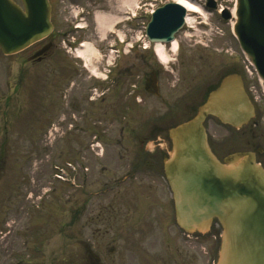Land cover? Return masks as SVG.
Returning <instances> with one entry per match:
<instances>
[{
	"label": "flooded vegetation",
	"instance_id": "af4514ba",
	"mask_svg": "<svg viewBox=\"0 0 264 264\" xmlns=\"http://www.w3.org/2000/svg\"><path fill=\"white\" fill-rule=\"evenodd\" d=\"M102 3L104 13L114 14V28L118 32L126 28L132 40L135 22L124 23L121 9L109 6L107 1ZM57 41L54 31L13 55L19 67L6 65L0 75V118L17 113L14 100L18 97L23 109L19 112L21 116L36 113L40 117L52 116L54 120L59 114L58 94L65 87L69 127L53 137L50 148L69 150L68 162L72 165L79 159L90 162L92 157L99 165L90 170L91 175L84 176L85 192L79 193V198L73 188L68 193L67 256L59 261L57 215L52 216L51 224L36 230L29 224L23 225L17 216L18 223L13 228L0 230L5 232L0 251L13 252L12 257L0 264L5 261L7 264H202L201 237L187 235L174 223L170 192L161 175L162 161L170 149L165 130L171 112L167 109L168 113L162 117L137 124L131 119L130 110H136L134 102L138 95L133 99L132 95L125 97L126 101L122 96L121 83L139 89L140 82L150 96L154 91L152 85L156 84L160 98V77L168 74L161 72L150 50L137 46L131 45L125 51L122 47L116 49L117 61L106 72V47L100 49L98 63L87 64L71 59L58 48ZM183 50L179 49L176 55L185 62ZM165 53L174 54L170 47L165 48ZM197 54L204 53L198 50ZM91 69L107 73L104 78L107 80L91 79L87 74ZM23 73L26 84L22 83ZM161 100L164 102V98ZM77 127L81 137L78 143L74 139ZM255 128L256 131L249 127L253 139L246 144L264 167V127L257 124ZM47 131L36 135V147H49L44 143ZM22 135L33 139L29 133ZM114 158L117 159L112 161ZM22 199H26V193ZM11 200L7 203L11 207L4 209L6 217L23 210L14 198ZM43 248L48 249L46 253Z\"/></svg>",
	"mask_w": 264,
	"mask_h": 264
},
{
	"label": "water",
	"instance_id": "95a60500",
	"mask_svg": "<svg viewBox=\"0 0 264 264\" xmlns=\"http://www.w3.org/2000/svg\"><path fill=\"white\" fill-rule=\"evenodd\" d=\"M22 3L25 12L10 0H0V48L5 54L21 50L51 29L47 0ZM183 16L176 5L158 10L147 26L149 40L170 41ZM236 17L240 47L264 80V0H238ZM208 116L235 129L253 118L254 108L238 74L224 75L194 115L169 131L172 148L164 174L176 222L187 232L204 234L214 219L218 221L222 238L216 264H264V170L251 152H233L219 160L203 125Z\"/></svg>",
	"mask_w": 264,
	"mask_h": 264
},
{
	"label": "rangeland",
	"instance_id": "374dc122",
	"mask_svg": "<svg viewBox=\"0 0 264 264\" xmlns=\"http://www.w3.org/2000/svg\"><path fill=\"white\" fill-rule=\"evenodd\" d=\"M66 2H73L77 4L80 7L86 8L89 11L101 13V6L102 1H108V5H115L117 8H120V6H123L122 0H91V6H88L86 4L87 0H63ZM96 1V3H94ZM124 1V0H123ZM100 11V12H99ZM69 18V20H71ZM87 27V35L90 38H84L85 41H87L88 44L93 43L92 41L98 38L99 34L97 33L93 22H92V15L88 16L86 19ZM57 27L59 31H62L65 29V24L62 23L60 20L57 21ZM224 33L227 32V36L225 37L226 44H229L232 46V49L235 51V53L239 52L236 42L232 39V37L229 36L227 29V25L223 27ZM77 36V35H75ZM218 39H215V42H217ZM221 42V40H220ZM184 45L191 47L193 44L192 41L183 42ZM100 45V44H99ZM223 46V43L220 45ZM225 47V46H224ZM182 46H180V49ZM183 51L181 55H185L186 62H184L183 65H180V61H183V57L171 55L168 57L170 61L174 60V62H170L168 64H165V67L167 66V69L169 72L161 71L162 73H167L168 76L162 75L160 77V98H155L153 96H150L143 92L142 85L139 82V100H142L141 103H136L137 108L136 110H130L132 114H130L131 119H134L137 124L145 123L146 121L150 119H155L156 117H162L166 113H172L171 115V121L175 120H182L185 117L189 116V114L192 112L193 106L199 101V98L201 94L199 93V89L205 87L208 83H211L214 81L217 73L219 70L223 69V62L221 61V58L224 59L227 55L221 53L218 55V53H215L214 50L207 48V50H200V49H186V47H183ZM200 50L204 54L199 55L197 54V51ZM189 54H187V53ZM224 55V56H222ZM95 56V54H93ZM14 56L11 57H4L0 55V69H4L6 65H10L13 67L18 68L19 66L16 64ZM217 58H219V61L217 62ZM222 62V63H221ZM173 64V65H172ZM26 72V69H24ZM141 71V70H140ZM24 72V73H25ZM22 75V83H27L25 81V75ZM166 78V79H165ZM50 78H47L46 80H49ZM124 79V78H123ZM164 79V81H162ZM42 81V80H41ZM122 82V81H121ZM121 90L123 100L126 101L125 97L129 94V88L125 87V83H121ZM17 85V82H16ZM28 85H30V82H28ZM29 89V88H27ZM32 90V89H30ZM129 91V92H128ZM63 97H59L57 101V105L60 102H64V104L67 101V91L64 90L61 92ZM136 91L134 92V94ZM134 94L131 96V98H134ZM137 94V93H136ZM164 98V102L161 100ZM135 103V102H134ZM261 109L264 111V100L259 105ZM63 108H66L65 105ZM169 110L166 112V110ZM21 111V108L18 110ZM66 112V110L64 109ZM126 112V111H125ZM166 112V113H165ZM165 113V114H164ZM15 117L11 115H6L7 118L0 119V209L2 208H8L11 206L6 205V202H11L12 198H14L15 201L18 202L20 206H24L23 210H18L16 215H8L5 216L4 213V221L11 225L12 221L16 218V216L21 218V221L23 222V225H27L30 223V218L27 213L28 210H31L32 208H36V197L40 196L42 193L41 191H47L48 193H51L52 191H55L56 194L54 195V198H50V201H48L45 204L46 210H51L52 216L59 215V224H63L62 229L60 228L59 231V249L60 252L58 256H60L59 261L62 256H66V247H67V238H66V223H67V208L68 204L66 202L67 199V193H68V186L66 184H62L60 181L54 180L52 176L56 173L52 167V165H57L59 167L63 166L66 170L67 167L64 166V163L66 162L67 158L69 157V150H66L65 148H57V149H48L46 151H38V149L30 150L29 148H26V146L21 145L19 140L17 139V136L15 134L16 130H12L14 128V122L19 123V119H17V114L14 115ZM61 118L56 117L53 121L52 116L47 117H40L37 116L35 113L34 115H25L20 123V128L17 129L21 132V134H27L31 131H33L35 134L39 133H45L50 126V124L53 122V125L51 127H54V130L56 129L58 133L61 131L65 132L66 128L64 127L63 117ZM94 120H97L94 119ZM93 120H91L92 122ZM261 124L264 125V115L261 116ZM3 125L7 126L8 134L4 136L3 131ZM16 127V125H15ZM68 127V124H67ZM205 127L208 135V141L210 143V146L213 148V150L219 154L220 156H223L227 151H230L232 147H225L226 142H233V147H239V140L241 137L238 134V131L231 129L225 125L220 124L216 119H208L205 122ZM52 139V137H50ZM75 142L78 143L79 140H81V137L78 136V133L74 134ZM51 143V140L48 141ZM2 143L5 145L2 147ZM79 156L81 155V152L79 153ZM117 158H114L112 161L116 160ZM59 160V162H58ZM82 161V159H79ZM86 164V163H85ZM87 165V164H86ZM99 165L98 161L95 160L94 157H92L91 163L88 167L91 166V169ZM7 166H12L7 167ZM13 169V171H12ZM96 170V169H95ZM9 171V172H8ZM83 171V170H82ZM67 173L69 175V171L67 170ZM17 175L20 177L18 178ZM52 175V176H51ZM91 175V172L89 173ZM3 176L8 177L9 180H11L13 177L17 179H20V186H12L11 184L8 186L7 182ZM80 176V175H79ZM68 176H65V180ZM3 178V179H2ZM81 178V177H80ZM22 183L25 184V187L22 186ZM30 183V184H29ZM79 183V180L77 181ZM31 185L34 186V188H31ZM76 188V192H85L83 188L79 189ZM37 191V192H36ZM32 192L34 194L33 199H25L23 200L22 197L24 196V193L27 195H30ZM58 194V196L55 198V196ZM11 196L8 200H3V198H7ZM21 198V199H20ZM49 198V197H48ZM47 198V199H48ZM20 199V200H19ZM58 204H55L57 202ZM56 207H58V213L56 212ZM37 211H32L31 215L35 218L33 219V222L30 226H33V229L36 230V228H44L46 225L51 224L52 216H44L42 218H39L41 213L43 211H40L36 209ZM42 210V209H41ZM49 214L50 211H47ZM58 220V218H57ZM3 225V219L0 217V228ZM214 236V237H212ZM220 230L218 227L213 228L211 230V233L205 237L206 239L203 240V246L206 250L207 246L214 242V238H217L219 241L220 238ZM13 256L12 250L0 251V261H3L9 259ZM213 260V256L211 255H205L203 258V264H210ZM5 264H7V261H5Z\"/></svg>",
	"mask_w": 264,
	"mask_h": 264
},
{
	"label": "bare ground",
	"instance_id": "6f19581e",
	"mask_svg": "<svg viewBox=\"0 0 264 264\" xmlns=\"http://www.w3.org/2000/svg\"><path fill=\"white\" fill-rule=\"evenodd\" d=\"M178 1V3L181 5V6H183L186 10H191V11H196V10H198L199 8L196 6V5H194V4H192V3H190V2H187V1H185V0H177ZM131 3H135V0H126L125 1V4L126 5H131ZM96 19H97V22H98V24L99 25H103V18L101 17V16H97L96 17ZM87 49L89 48V46H86V45H84ZM154 52H155V54L158 56V58L160 59V61L161 62H164V63H166L167 62V57H166V55H165V52H164V47L162 46V45H160V44H156L155 46H154ZM87 53V51H83L82 52V54L83 55H85ZM80 54H81V52H80Z\"/></svg>",
	"mask_w": 264,
	"mask_h": 264
}]
</instances>
